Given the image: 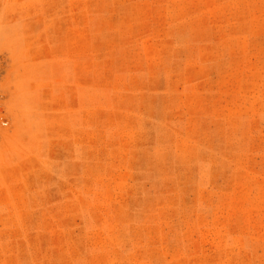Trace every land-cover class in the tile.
I'll use <instances>...</instances> for the list:
<instances>
[{"label": "rangeland", "instance_id": "374dc122", "mask_svg": "<svg viewBox=\"0 0 264 264\" xmlns=\"http://www.w3.org/2000/svg\"><path fill=\"white\" fill-rule=\"evenodd\" d=\"M0 264H264V0H0Z\"/></svg>", "mask_w": 264, "mask_h": 264}]
</instances>
